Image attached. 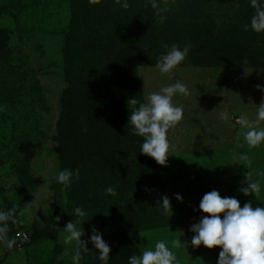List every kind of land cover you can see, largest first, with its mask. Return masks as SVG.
<instances>
[{"label":"rangeland","instance_id":"rangeland-1","mask_svg":"<svg viewBox=\"0 0 264 264\" xmlns=\"http://www.w3.org/2000/svg\"><path fill=\"white\" fill-rule=\"evenodd\" d=\"M223 1L227 9L238 6L235 0ZM70 3L71 0H0V30H7L6 35L0 34V38H6L0 48V209H15L14 215L23 221H9L8 236L15 238L16 244L11 250L0 248V264H72L75 244H65L62 229L69 220L76 223L81 218L74 212L66 213L67 206L55 217L56 195L61 194L67 202L64 188L56 180L61 169L55 138L61 97L69 86L63 74V52L70 43ZM134 8L130 23L127 20L123 26L134 25L143 33L150 19L157 16L142 2ZM205 22L208 21H200ZM193 40L195 43L197 39ZM196 44L193 46L198 47L199 42ZM85 67L88 71L91 64ZM136 71L142 102L149 93L175 79L187 84L190 95L174 97V102L184 107V119L168 132L167 164L156 162L158 183L171 204L165 212L169 223L156 225L150 219L162 214L145 216L148 209L142 207V212L122 210V228H129L125 233L141 253L154 249L158 240H165L179 264H217L221 247L191 246L194 233L189 229L208 215L198 205L203 195L213 189L222 197L235 196L241 207L248 201L254 208L264 206V144L250 147L244 137L247 128L240 123L241 116L254 121L257 105L264 103V69L179 65L170 75H161L155 65L143 64L137 65ZM223 112L229 114L227 121L220 117ZM259 126L264 127V122ZM240 153L251 157L250 169L237 164L240 161L235 156ZM248 171L251 179L259 180L262 186L256 199L239 191ZM177 193L182 201L175 198ZM140 215L144 222L139 227ZM49 222L55 226L51 235L32 241L43 228L48 231ZM93 226L100 231L98 218L82 222V240L87 241L93 234ZM17 232H24L27 239L18 240ZM178 239L189 243L186 247L174 246L172 241ZM89 244L92 243L86 247Z\"/></svg>","mask_w":264,"mask_h":264},{"label":"trees","instance_id":"trees-1","mask_svg":"<svg viewBox=\"0 0 264 264\" xmlns=\"http://www.w3.org/2000/svg\"><path fill=\"white\" fill-rule=\"evenodd\" d=\"M235 1L238 6L227 9L223 0H169L163 23L159 17L151 18L142 33L123 23H130L134 5L141 2L155 13L149 0H129L128 9L116 0H71L70 43L63 52V74L69 86L61 97L55 140L60 169L79 168V180L64 189L66 204L61 194L56 195L55 217L64 206L69 215L74 206H82L88 213L84 218H98L102 239L111 248L109 264H128L129 256L141 253L125 233L129 228H122V210L142 212L145 207V216L162 214L150 219L156 225L169 223L156 161L140 153L143 138L132 134L128 123L132 106L127 100L135 96L141 101L136 67L156 65L167 51L164 45L183 48L196 38L194 44L199 45H191L183 67L264 69V33L245 29L254 9L250 0ZM203 19L208 22L200 23ZM0 34L6 35L7 30ZM5 39L0 38V48ZM86 64H91L88 71ZM108 186L116 189L115 196L105 192ZM137 222L139 227L144 222L141 215ZM43 229L32 241L45 239L55 226L49 222L48 231ZM87 248L90 251L82 252L83 263L101 264L98 250L92 244Z\"/></svg>","mask_w":264,"mask_h":264},{"label":"clouds","instance_id":"clouds-1","mask_svg":"<svg viewBox=\"0 0 264 264\" xmlns=\"http://www.w3.org/2000/svg\"><path fill=\"white\" fill-rule=\"evenodd\" d=\"M100 3L101 0H93ZM151 7L155 10V15L163 23L166 19L164 13L169 11V0H149ZM116 3L123 9L130 7L129 0H116ZM250 5L254 9V14L250 19V24L245 25L257 32L264 33V0H250ZM167 49L162 53L155 65L161 75H170L187 58L191 45L181 48L179 45H164ZM257 87H260L259 85ZM190 95L187 84L183 80L175 79L173 83L163 86L159 91H153L146 97V102H141L135 96L127 100V105L132 106L128 123L132 126V134L143 138L140 153L146 154L155 159L160 165L167 164L170 143L168 132L184 119V107L182 104L174 102V97ZM221 119L227 121L229 114L223 112ZM264 122V103L257 105L256 119L250 121L246 116H241L240 123L247 128L244 133L245 141L250 147H258L264 144V127L259 125ZM247 169L252 166V159L245 153L235 156ZM250 171L246 174L239 191L245 196L249 194L258 198L262 191L259 180L251 179ZM56 180L64 189H70L72 184L79 180V168H64L59 170ZM105 192L115 196L116 189L108 186ZM175 198L179 201L183 197L177 193ZM162 205L165 211L171 209L170 200L167 196L162 197ZM160 203V204H161ZM202 216L197 223L190 226V231L194 233L190 244L193 247L204 245L208 249L220 246L217 264H264V206H252V201L245 202L241 207L240 201L235 197H222L218 190L213 189L205 193L198 205ZM15 209H0V248L11 250L16 244L15 238L8 236L9 221L22 223L19 216L14 215ZM74 214L81 218L76 223L69 220L63 232L65 244H75L72 264H81L82 252L90 251L86 244L91 242L98 250V259L101 264H109L111 248L102 239L101 232L93 226V234L89 239L82 240L84 229L82 222L88 215L82 206H74ZM222 214V215H221ZM58 219V218H57ZM80 225V227L77 226ZM189 242L182 243L180 239L172 241L174 246L181 244L186 247ZM128 264H179L175 252L171 250L165 240H158L154 249L144 250L139 255L133 254L128 258Z\"/></svg>","mask_w":264,"mask_h":264},{"label":"built area","instance_id":"built-area-1","mask_svg":"<svg viewBox=\"0 0 264 264\" xmlns=\"http://www.w3.org/2000/svg\"><path fill=\"white\" fill-rule=\"evenodd\" d=\"M16 238L21 241H25L27 239V235L24 232H17Z\"/></svg>","mask_w":264,"mask_h":264}]
</instances>
